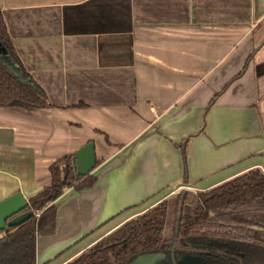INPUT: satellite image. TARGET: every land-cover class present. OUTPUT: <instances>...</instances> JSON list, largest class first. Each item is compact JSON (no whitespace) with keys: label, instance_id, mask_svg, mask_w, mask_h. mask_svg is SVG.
Here are the masks:
<instances>
[{"label":"crops","instance_id":"1","mask_svg":"<svg viewBox=\"0 0 264 264\" xmlns=\"http://www.w3.org/2000/svg\"><path fill=\"white\" fill-rule=\"evenodd\" d=\"M0 8L51 104L0 107V201L17 192L29 201L51 184L53 163L90 141L96 149L98 182L56 200V233L38 237L36 264H66L184 190L264 171V0Z\"/></svg>","mask_w":264,"mask_h":264},{"label":"trees","instance_id":"2","mask_svg":"<svg viewBox=\"0 0 264 264\" xmlns=\"http://www.w3.org/2000/svg\"><path fill=\"white\" fill-rule=\"evenodd\" d=\"M0 107L40 109L51 106L46 91L27 70L0 8ZM188 139L181 144L188 180ZM75 155L50 167L52 182L29 199L34 214L20 226L3 231L0 264H36L37 239L56 233V200L66 188L93 187L98 177L74 173ZM172 207L174 209H172ZM175 218L170 223L172 211ZM264 171L251 169L216 187L185 191L166 199L84 250L66 264H134L145 255H162L160 264H182L186 255L197 264H264ZM171 224V235L165 229Z\"/></svg>","mask_w":264,"mask_h":264},{"label":"water","instance_id":"3","mask_svg":"<svg viewBox=\"0 0 264 264\" xmlns=\"http://www.w3.org/2000/svg\"><path fill=\"white\" fill-rule=\"evenodd\" d=\"M2 52H4V49L0 44V53ZM72 163L74 166V173L77 176H87L91 174L97 166V157L94 142L90 141L81 149H79L75 153ZM28 207L29 201L21 192L14 193L0 201V231H6L11 227L20 226L25 221H27L34 214L31 209H28ZM257 220L264 222L263 219L257 218ZM145 256L140 257L136 262L141 261L142 263L146 264L151 262L143 260ZM189 258L193 259L192 264H197L200 260V258L198 257H194L196 261L194 258H192V256ZM185 262L186 261L183 258L182 264H185ZM187 262H189V260Z\"/></svg>","mask_w":264,"mask_h":264},{"label":"rangeland","instance_id":"4","mask_svg":"<svg viewBox=\"0 0 264 264\" xmlns=\"http://www.w3.org/2000/svg\"><path fill=\"white\" fill-rule=\"evenodd\" d=\"M184 191H188V190H184ZM189 191H193L194 193H197V192H199L198 190H189ZM180 193H184V192H180ZM176 196V195H175ZM175 196H173V197H175ZM173 197H171V198H169V199H172ZM172 209H174L173 207H172ZM172 211V213H171V218H170V223L172 224V221H173V219L175 218V214H174V212H173V210H171ZM127 213V212H126ZM114 223H116V221L114 222ZM113 223V224H114ZM171 224H170V226L168 227V228H166L165 229V235H167V236H170L171 235ZM79 248V246L77 247V246H75V247H73L72 249H70V251L69 252H73V251H75L76 249H78ZM189 257H191V256H189ZM188 256H186V257H184V260L186 261L185 262V264H192L193 262H192V260L193 259H190ZM194 257H197V256H192V258H194ZM199 258V257H198ZM161 259H162V255H160V254H152V255H147V256H145L144 258H143V260H145V261H151V262H149V263H147V264H150V263H152V264H160L161 263ZM195 259V258H194ZM189 260V262H187ZM195 261H196V259H195ZM194 261V262H195ZM135 264H146V263H142L141 261L140 262H136Z\"/></svg>","mask_w":264,"mask_h":264},{"label":"flooded vegetation","instance_id":"5","mask_svg":"<svg viewBox=\"0 0 264 264\" xmlns=\"http://www.w3.org/2000/svg\"><path fill=\"white\" fill-rule=\"evenodd\" d=\"M100 240H101V239H100ZM100 240H99V241H100ZM99 241H97V242H99ZM97 242H96V243H97ZM96 243H95V244H96ZM186 256H192V255H186ZM186 256H185V257H186Z\"/></svg>","mask_w":264,"mask_h":264}]
</instances>
